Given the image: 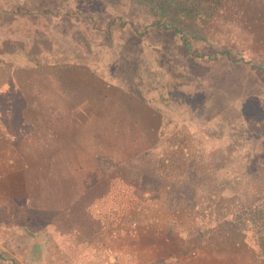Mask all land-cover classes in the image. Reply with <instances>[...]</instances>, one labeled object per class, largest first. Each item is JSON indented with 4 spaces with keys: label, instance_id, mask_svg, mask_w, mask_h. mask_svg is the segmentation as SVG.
Wrapping results in <instances>:
<instances>
[{
    "label": "rangeland",
    "instance_id": "1",
    "mask_svg": "<svg viewBox=\"0 0 264 264\" xmlns=\"http://www.w3.org/2000/svg\"><path fill=\"white\" fill-rule=\"evenodd\" d=\"M35 1H24L31 14L0 17V38L5 41L0 52L10 67L0 85V112H14L28 122L19 144L20 158L7 167L16 175H1L5 207L24 202L27 192L10 184L11 178L24 179L22 168L33 167L28 177L35 179L41 171L37 165L57 152L63 141L82 136L79 149L84 141L95 140L107 148L106 136H112L116 142L112 151L101 148L104 156L117 157L121 148L126 154L118 162L110 156L101 161L109 170L106 174L117 177L107 184L111 187L107 197L97 196L103 188L98 178L78 197H70L89 231L98 230L96 242L109 247L110 258L104 264H237L212 254L206 245L215 228L200 222L195 181L198 167L212 162L215 149L222 151L223 145H233L247 154L250 166L264 169V72L257 67L264 64V3L254 7L263 14L256 22L255 15L249 19L241 14L232 15V22L214 20L211 26L205 17L224 0H176L172 13L179 26L187 28L183 34L173 28L146 30L155 17L146 9L127 0H105L112 8L124 5L128 12L123 19H131L136 31L121 30L117 22L111 34L104 35L87 21L38 11L43 9ZM37 1L53 12L88 6L86 0ZM239 1L231 0L232 8ZM110 7L96 18L102 26L112 21ZM183 38L191 39L188 52ZM215 50L229 54L215 55ZM128 126L147 130L154 146L144 153L141 136L136 161L121 162L132 154V135L120 134ZM76 151L79 158L80 150ZM149 168L156 170L154 177ZM161 182L164 187L186 184L161 198ZM154 211L171 213L175 220L160 222ZM10 236L14 234L0 229V247ZM253 240L256 255L263 258V241Z\"/></svg>",
    "mask_w": 264,
    "mask_h": 264
},
{
    "label": "trees",
    "instance_id": "2",
    "mask_svg": "<svg viewBox=\"0 0 264 264\" xmlns=\"http://www.w3.org/2000/svg\"><path fill=\"white\" fill-rule=\"evenodd\" d=\"M24 1L17 0L13 5H10L1 0L0 17L2 19L9 16L16 17L23 11L25 14H31L29 11L32 10L25 9ZM127 1L135 4L138 8L146 9L148 14L155 16L145 27L146 30L148 26H151L156 29L173 28L176 32L186 33L187 28L180 27L177 16L172 13V7H177L178 1ZM224 1L219 7L220 9L218 8L205 17L211 26L214 20L216 22L218 20L232 22L230 21L232 15L244 14V18L247 16L249 19H251L249 16L255 15V22L263 15L259 11L256 12L254 7H261L264 0H240L234 8H232L231 0ZM104 2L105 0H86L87 7L74 6L67 8L64 12H53L52 8L41 6L37 0L35 5L39 9H43L38 11L51 14L56 18L65 17L71 21L77 19L87 21L89 22L87 24H90L95 31L104 35L111 34L112 29L116 26L114 24L117 22L121 30L136 31L131 19H123V15L128 12L124 5L122 8L115 6L112 8ZM109 7L114 14L112 21L107 26H102L96 18ZM115 9L118 10V13ZM187 9L191 13V5H188ZM219 14H222V18L218 17ZM182 41L186 52H188L191 39L183 38ZM124 42L127 41L124 40ZM0 43V48H2L5 41L0 38ZM213 53L215 55L218 53L229 54L227 50L219 52L215 50ZM2 56L3 54L0 52V85L10 74V67L3 61ZM209 58L215 60L216 56L214 58L209 56ZM257 67L264 72V64L259 63ZM215 85L217 84L215 83ZM103 115L106 117L104 112ZM26 125L28 122L22 118V115L16 116L14 112L8 111L0 112V149L2 150L0 151L3 153L0 154L1 159H7L9 156L8 159L12 157L10 158V161H13L12 164L18 161L20 156L17 154L21 151L19 144L26 137V133H23ZM122 131L120 134L132 135L130 139L132 154L121 162L129 161L140 155V150L136 151L135 147L142 145V143L137 144L141 136V139L145 140L142 145L144 148L146 147L143 150L144 153L147 152V147H150L149 150H153L154 143L147 138V130L139 126L137 129L128 126L126 129L122 128ZM81 137L74 136L66 140L70 141L65 147L58 149L55 154L49 156L48 162H44L38 167L39 169L43 168L47 174L41 172L43 174L36 175L35 179L29 178V168L33 169V167H29L21 170L24 179H10L12 186H17L19 191L21 189L27 193L21 205L10 208L5 207L4 200L0 196V229L8 232L9 235L14 234V237L10 236L8 240H5L3 247H0V264H104L109 260L110 252H107L109 247L105 245L102 247L96 242V238H99L98 230L89 231V224L79 218L80 214L70 197H78L92 183L94 184L102 172H105L101 161L110 156L118 162L119 158L126 153H123L124 149L121 148L117 157H114L112 153L109 156H104L105 151L101 148L105 149L106 147L96 140L94 143L83 140L79 149L77 142H82ZM106 137V149L112 151L110 146L114 145L116 141L112 136ZM223 147L222 151L218 148L215 149L212 162L210 159L198 167L197 180L195 181L200 194L196 208L200 222L203 221L205 225H212L215 228L206 245L210 247L212 254H222L226 260L232 263L264 264V257L256 255L251 242L256 237L259 238V241L262 240L264 245V211L259 212L260 204L264 206V169L250 166L247 154L243 155L233 145H223ZM76 148L80 150L79 158L74 156V152L77 153ZM14 155H17V159ZM146 164L151 165L152 163L150 161L149 164L148 162ZM149 171L153 177L156 175V170L149 168ZM121 182L119 181L118 185H121ZM162 184L163 182H161L162 188H159V197L173 194L174 184L166 183L165 187ZM184 184L186 183H182V186L177 185L175 188L183 187ZM42 191L44 193L37 195V192ZM46 192L49 193L46 194ZM7 209H9L8 214L5 213ZM154 215L158 220L160 219V222L169 219L175 220L170 218L171 213L157 215L154 211ZM94 220L99 219L94 217ZM84 225L86 228L84 227L83 231L80 230L79 227ZM103 234L104 240L108 241V233L104 232ZM101 251L105 253H100ZM104 255L107 257L105 261H102L101 258Z\"/></svg>",
    "mask_w": 264,
    "mask_h": 264
},
{
    "label": "crops",
    "instance_id": "3",
    "mask_svg": "<svg viewBox=\"0 0 264 264\" xmlns=\"http://www.w3.org/2000/svg\"><path fill=\"white\" fill-rule=\"evenodd\" d=\"M70 141V140H69ZM69 141H66V142H64L63 141V143H62V146L60 147V148H62V147H65V145H67V142H69ZM59 148V149H60ZM53 154H55V153H53ZM53 154H51V155H53ZM16 158L15 159H17V155H14ZM48 158H49V156L47 157V159H45L46 161H44L43 160V163L44 162H48ZM1 160H3V159H1ZM0 160V181L1 180H3V178H2V176L1 175H7L6 177H8V176H11V175H14V173H15V170H8L7 169V167L8 166H12V163H13V161L11 162L10 161V158L9 159H7V160H4V161H1ZM13 160V159H12ZM5 162V163H4ZM6 163H10L11 165H6ZM15 165H16V162L14 163ZM101 165H102V167H103V169H104V171L105 172H102V175L100 176V177H98V180H97V184L98 185H101V186H103V188H102V191L99 193H97V196H101V198H103V197H107V194L109 193V191H110V188L111 187H109L108 188V185L107 184H109V181H110V179H117V177L115 176V175H113V174H109V175H107L106 174V171H109L108 169H107V167H105V166H103V163L101 162ZM113 165V164H112ZM112 165H111V167H112ZM38 167L40 166V165H37ZM41 172H43V173H45V174H47L46 173V171L44 172V170H43V168H41V171L37 174V175H40L41 174ZM42 173V174H43ZM41 174V175H42ZM15 175H16V173H15ZM14 175V176H15ZM69 178H70V173H69ZM108 191V192H107ZM0 192H1V190H0ZM106 194V195H105ZM1 196V195H0ZM2 197V196H1Z\"/></svg>",
    "mask_w": 264,
    "mask_h": 264
}]
</instances>
